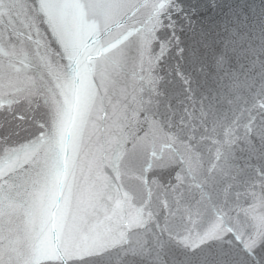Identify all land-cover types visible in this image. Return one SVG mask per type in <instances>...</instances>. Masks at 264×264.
Returning <instances> with one entry per match:
<instances>
[{
    "label": "snow or ice",
    "instance_id": "snow-or-ice-1",
    "mask_svg": "<svg viewBox=\"0 0 264 264\" xmlns=\"http://www.w3.org/2000/svg\"><path fill=\"white\" fill-rule=\"evenodd\" d=\"M102 2L87 0L92 14L80 16V0H10L15 18L0 19V264H112L117 248L146 254L149 237L159 247L165 234L193 254L231 234L254 258L264 215L253 216L256 231L247 238L222 222L196 230L199 209H166L161 225L147 134L124 131L129 108L113 95L131 97V115L149 120L163 79L154 75L165 52L158 33L174 0H143L151 11L142 36L96 11ZM175 179L173 190L184 177Z\"/></svg>",
    "mask_w": 264,
    "mask_h": 264
},
{
    "label": "water",
    "instance_id": "water-1",
    "mask_svg": "<svg viewBox=\"0 0 264 264\" xmlns=\"http://www.w3.org/2000/svg\"><path fill=\"white\" fill-rule=\"evenodd\" d=\"M92 11L87 0H80V16ZM96 11L142 36L151 9L143 0H103ZM15 14L16 5L5 0L0 19L7 22ZM158 35L165 52L154 75L163 79L149 120L131 115V97L122 99L118 90L113 95V103L119 100L129 108L124 131L133 139L147 134L150 175L159 182L152 185V206L160 212L161 225L166 209H199L196 230L222 222L247 238L256 231L253 216L264 215V0H174ZM138 43L143 47L142 39ZM119 86L131 91L130 81L120 79ZM105 171L111 175V169ZM178 172L184 180L173 190L169 185H177ZM161 239L158 247L149 237L146 254L117 248L112 264H264V245L253 258L240 251L231 234L195 254L167 234ZM21 251L25 259L32 255L27 245Z\"/></svg>",
    "mask_w": 264,
    "mask_h": 264
}]
</instances>
